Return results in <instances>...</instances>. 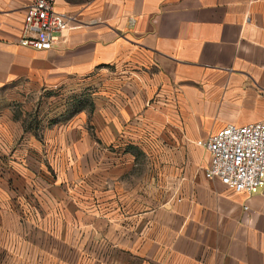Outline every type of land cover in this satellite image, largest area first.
Segmentation results:
<instances>
[{
	"label": "crops",
	"instance_id": "crops-1",
	"mask_svg": "<svg viewBox=\"0 0 264 264\" xmlns=\"http://www.w3.org/2000/svg\"><path fill=\"white\" fill-rule=\"evenodd\" d=\"M33 1L0 0V90L93 89L47 134L49 217L110 264H264V187L207 179L196 144L264 122V0H54L80 25L48 51L17 44Z\"/></svg>",
	"mask_w": 264,
	"mask_h": 264
},
{
	"label": "rangeland",
	"instance_id": "rangeland-1",
	"mask_svg": "<svg viewBox=\"0 0 264 264\" xmlns=\"http://www.w3.org/2000/svg\"><path fill=\"white\" fill-rule=\"evenodd\" d=\"M92 93L91 81L52 91L0 90V264H110L107 249L93 250L91 234L82 252L72 226L49 217V194L63 171L47 164L58 157L47 134L82 110L90 115Z\"/></svg>",
	"mask_w": 264,
	"mask_h": 264
},
{
	"label": "built area",
	"instance_id": "built-area-1",
	"mask_svg": "<svg viewBox=\"0 0 264 264\" xmlns=\"http://www.w3.org/2000/svg\"><path fill=\"white\" fill-rule=\"evenodd\" d=\"M133 24L131 21L130 25ZM79 25L77 15L57 11L54 0H34L24 10L22 35L17 44L48 51L59 35ZM196 144L210 157L204 173L207 179L216 178L233 193L247 196L264 187V122L229 125Z\"/></svg>",
	"mask_w": 264,
	"mask_h": 264
},
{
	"label": "trees",
	"instance_id": "trees-1",
	"mask_svg": "<svg viewBox=\"0 0 264 264\" xmlns=\"http://www.w3.org/2000/svg\"><path fill=\"white\" fill-rule=\"evenodd\" d=\"M84 2H88L89 0H83Z\"/></svg>",
	"mask_w": 264,
	"mask_h": 264
}]
</instances>
